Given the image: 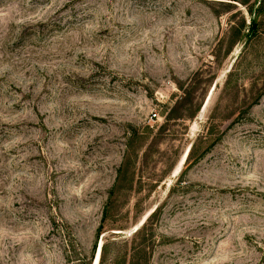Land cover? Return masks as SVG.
Instances as JSON below:
<instances>
[{
	"label": "rangeland",
	"instance_id": "374dc122",
	"mask_svg": "<svg viewBox=\"0 0 264 264\" xmlns=\"http://www.w3.org/2000/svg\"><path fill=\"white\" fill-rule=\"evenodd\" d=\"M254 1L0 0V264H264Z\"/></svg>",
	"mask_w": 264,
	"mask_h": 264
},
{
	"label": "trees",
	"instance_id": "16d2710c",
	"mask_svg": "<svg viewBox=\"0 0 264 264\" xmlns=\"http://www.w3.org/2000/svg\"><path fill=\"white\" fill-rule=\"evenodd\" d=\"M236 1V0H233ZM242 4L247 5L246 2H242ZM247 12L249 14L250 17V21H249V25L248 27L245 26L244 24V20H242V22L240 23V25L238 26V39L237 41H240L242 38L246 37V39H249L251 35L255 34L257 32V28H258V19L260 17V15L262 13H264V0H255L254 3L252 5L246 6ZM247 30L248 34L245 36L243 34V32ZM177 113V103L176 105L169 111L166 120H172L174 119L175 114ZM195 116H190V117H186V116H182L180 119L181 120H185V119H193ZM193 155H194V146L192 145L189 148L188 151V155L186 158V161L184 163V165L188 164L191 162V160L193 159ZM107 215V212H105L104 218L103 220H105ZM103 229V222L102 224L99 225L97 231H98V236L101 234V230ZM143 229H138L134 234H133V239L132 240H136L137 238L142 237L144 233H142ZM69 247H71L70 244V239L67 240L66 242V248H68L67 251V260L66 263H69L70 261V251H69ZM101 246H94L93 248V252L91 255V258L89 261H86L84 259L81 260H77L78 263L80 264H92L95 254L97 251H99ZM149 246L147 245V241L146 240H140V242L138 243V245L134 248H132V252H130V254L128 256L125 257V263L127 264H146V254H147V250H148ZM106 250H107V244H102L101 247V254H100V260H99V264H102L103 261L106 258Z\"/></svg>",
	"mask_w": 264,
	"mask_h": 264
},
{
	"label": "bare ground",
	"instance_id": "6f19581e",
	"mask_svg": "<svg viewBox=\"0 0 264 264\" xmlns=\"http://www.w3.org/2000/svg\"><path fill=\"white\" fill-rule=\"evenodd\" d=\"M207 102H208V100H207ZM188 151H189V149L185 152V154H186V156H185V159L187 158V155H188ZM183 164H184V162H183ZM181 165H182V163H181ZM102 242H101V247H102ZM101 247H100V249H99V253H98V259H97V264H99V258H100V254H101Z\"/></svg>",
	"mask_w": 264,
	"mask_h": 264
},
{
	"label": "water",
	"instance_id": "95a60500",
	"mask_svg": "<svg viewBox=\"0 0 264 264\" xmlns=\"http://www.w3.org/2000/svg\"><path fill=\"white\" fill-rule=\"evenodd\" d=\"M185 156H186V155H185ZM98 253H99V251H97V252H96V254H95V257H94V260H93L92 264H97Z\"/></svg>",
	"mask_w": 264,
	"mask_h": 264
},
{
	"label": "built area",
	"instance_id": "2783aa9c",
	"mask_svg": "<svg viewBox=\"0 0 264 264\" xmlns=\"http://www.w3.org/2000/svg\"><path fill=\"white\" fill-rule=\"evenodd\" d=\"M156 117V115H154L152 118H155Z\"/></svg>",
	"mask_w": 264,
	"mask_h": 264
}]
</instances>
